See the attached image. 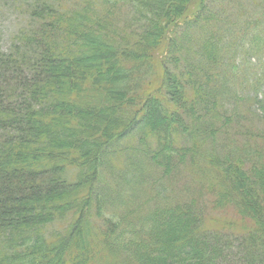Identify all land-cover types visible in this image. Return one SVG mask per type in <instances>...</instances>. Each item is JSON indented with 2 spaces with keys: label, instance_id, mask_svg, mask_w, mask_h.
<instances>
[{
  "label": "trees",
  "instance_id": "1",
  "mask_svg": "<svg viewBox=\"0 0 264 264\" xmlns=\"http://www.w3.org/2000/svg\"><path fill=\"white\" fill-rule=\"evenodd\" d=\"M195 1L7 0L0 264H264V0Z\"/></svg>",
  "mask_w": 264,
  "mask_h": 264
},
{
  "label": "rangeland",
  "instance_id": "2",
  "mask_svg": "<svg viewBox=\"0 0 264 264\" xmlns=\"http://www.w3.org/2000/svg\"><path fill=\"white\" fill-rule=\"evenodd\" d=\"M199 2L200 0H196L193 3L192 7L197 8V6L200 5ZM19 6L20 5L17 4H12L11 6L10 3L7 2V0H0V52H3L9 48L14 35L18 33V31L24 26V24L27 21V18L25 14L22 12V9L21 10L17 9V7ZM164 54H165V49L159 52V55L157 56L156 59V64L157 66H159L158 67L159 74L151 88L152 93L157 92V89L159 87L161 88L162 85L163 72L160 68V63L162 61V57L164 56ZM184 179H186V177H184ZM165 189H167V187ZM215 219L220 224L224 220V218L220 214H218L215 217ZM54 261L55 260H53V262ZM69 261L73 263L71 259H69ZM81 264H87V263L83 260Z\"/></svg>",
  "mask_w": 264,
  "mask_h": 264
}]
</instances>
